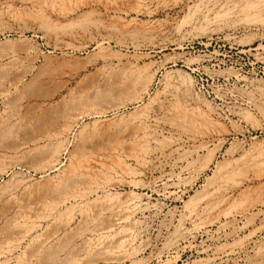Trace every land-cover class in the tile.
<instances>
[{
	"label": "rangeland",
	"instance_id": "374dc122",
	"mask_svg": "<svg viewBox=\"0 0 264 264\" xmlns=\"http://www.w3.org/2000/svg\"><path fill=\"white\" fill-rule=\"evenodd\" d=\"M0 264H264V0H0Z\"/></svg>",
	"mask_w": 264,
	"mask_h": 264
},
{
	"label": "bare ground",
	"instance_id": "6f19581e",
	"mask_svg": "<svg viewBox=\"0 0 264 264\" xmlns=\"http://www.w3.org/2000/svg\"><path fill=\"white\" fill-rule=\"evenodd\" d=\"M129 67L132 68V69H133V68L136 69V68L138 67V63H137V62H132V63H130ZM134 69H133V70H134ZM135 71H136V70H135ZM130 72H131V71H130ZM133 74H135V73L133 72ZM133 76H134V75H132V77H133ZM130 78H131V77H130ZM130 78H129V79H130ZM131 79H133V78H131ZM128 82H130V81H128Z\"/></svg>",
	"mask_w": 264,
	"mask_h": 264
}]
</instances>
